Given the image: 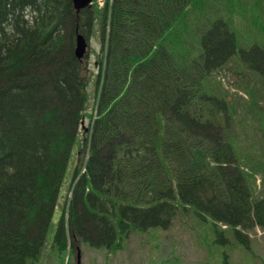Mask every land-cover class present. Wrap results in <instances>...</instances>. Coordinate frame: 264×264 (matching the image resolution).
Returning <instances> with one entry per match:
<instances>
[{
	"label": "trees",
	"instance_id": "16d2710c",
	"mask_svg": "<svg viewBox=\"0 0 264 264\" xmlns=\"http://www.w3.org/2000/svg\"><path fill=\"white\" fill-rule=\"evenodd\" d=\"M263 4L107 0L78 15L72 0H0V264H41L47 247L115 255L132 235L158 236L184 217L208 223L218 264L233 241L248 250L249 233L264 229V197L234 149L229 90L242 75L235 57L249 55L238 51L240 21ZM98 13L108 56L80 141L94 116L75 49ZM77 144L80 160L89 152L85 172L77 163L49 246Z\"/></svg>",
	"mask_w": 264,
	"mask_h": 264
},
{
	"label": "rangeland",
	"instance_id": "374dc122",
	"mask_svg": "<svg viewBox=\"0 0 264 264\" xmlns=\"http://www.w3.org/2000/svg\"><path fill=\"white\" fill-rule=\"evenodd\" d=\"M104 1L98 0L100 6ZM240 22L241 27L237 33L238 51L245 50L249 55H238L232 64L237 68L236 73L242 74L233 77L234 82L231 91L229 90L231 128L237 133L232 142L236 154L243 157L240 162L247 165L245 170L248 171L251 193L256 197H264V62L259 63V58H264V4L255 19H249L248 16ZM94 25L95 30L90 37L92 51L87 58L92 79L87 88L89 113L97 105L96 80L100 72L101 76L105 72L107 55L103 50L108 49V29L103 48L100 17ZM227 82H230L228 79L225 83L229 87ZM84 137L85 135H80V141ZM80 146L77 144L73 149L47 237L49 246L54 241L66 207L64 204L70 195L77 163L83 165L86 159V151L82 160L79 159ZM208 231V223H195L192 218L184 217L172 228L160 231L158 236L154 232L152 235H132L124 245L125 249L115 255L105 249L97 251L82 245L79 247V260L76 249L74 253L71 251L61 255L47 247L41 264H218L217 247L212 245L214 238L211 232L208 235ZM249 246L247 250L235 241L230 247L227 245L225 251L228 252L229 264H264V229L256 228L249 233Z\"/></svg>",
	"mask_w": 264,
	"mask_h": 264
},
{
	"label": "water",
	"instance_id": "95a60500",
	"mask_svg": "<svg viewBox=\"0 0 264 264\" xmlns=\"http://www.w3.org/2000/svg\"><path fill=\"white\" fill-rule=\"evenodd\" d=\"M92 2L93 0H72V3L77 13L90 7ZM88 46L89 45L86 38L83 35H79L77 38L76 50H75V55L79 60H82L85 57L88 50ZM80 258H81V254L80 251L78 250V259L80 260Z\"/></svg>",
	"mask_w": 264,
	"mask_h": 264
},
{
	"label": "flooded vegetation",
	"instance_id": "af4514ba",
	"mask_svg": "<svg viewBox=\"0 0 264 264\" xmlns=\"http://www.w3.org/2000/svg\"><path fill=\"white\" fill-rule=\"evenodd\" d=\"M96 21H98V19H97ZM92 24L94 25V23H92ZM91 34H92V32H90V36H89V39H90V37H91Z\"/></svg>",
	"mask_w": 264,
	"mask_h": 264
}]
</instances>
